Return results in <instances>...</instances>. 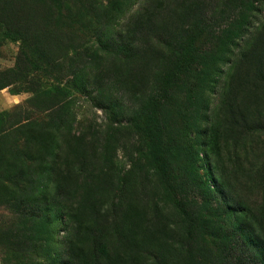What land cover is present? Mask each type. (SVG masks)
<instances>
[{
	"label": "trees",
	"instance_id": "16d2710c",
	"mask_svg": "<svg viewBox=\"0 0 264 264\" xmlns=\"http://www.w3.org/2000/svg\"><path fill=\"white\" fill-rule=\"evenodd\" d=\"M133 3L114 0L102 14L97 0H0V49L3 40L21 42L15 67L0 73V91L54 77L63 61L78 59L69 76L77 89L97 92L111 122L94 152L71 135L70 113L59 106L49 116L56 131L50 158L37 148V169L30 165L37 140L26 132L19 138V129L1 135L0 191L11 192L0 203L27 218L10 239L33 251L44 244L47 264H264V202L251 197L257 190L264 200V161L241 168L264 109V0H223L221 7L153 0L118 33ZM107 59L142 69L113 80L96 75L87 86V68L98 74ZM117 82L125 106L112 98ZM222 132L234 133V155L223 154ZM121 149L130 155L126 172L116 164Z\"/></svg>",
	"mask_w": 264,
	"mask_h": 264
},
{
	"label": "rangeland",
	"instance_id": "374dc122",
	"mask_svg": "<svg viewBox=\"0 0 264 264\" xmlns=\"http://www.w3.org/2000/svg\"><path fill=\"white\" fill-rule=\"evenodd\" d=\"M202 1L206 2L208 0ZM209 1L213 4H217V6L220 5V7L223 2V0ZM97 2L99 5V12L102 14L104 12H102L103 8L113 7L114 4V0H97ZM152 2L153 0H135V3H133L132 7L127 10V13L119 18V25L117 26L119 31L118 33H121L124 30L127 22L133 15L137 17L141 14H145ZM258 19L263 20L264 22V11ZM82 38L86 40L88 39L87 32L83 33ZM113 40L116 41L118 38L114 39L113 36ZM20 50L21 42L10 39L3 40V44L0 49V73L15 67ZM79 63L80 60L78 59L73 60L72 64L67 61H63L62 64L58 66V69H55L58 74L54 77L48 76L46 78H42L39 75L32 76L18 84H15L13 87L0 91V137L5 132L8 133L10 131H18L19 129L24 131L22 134L19 133V138L27 135L31 136L34 140H37L38 146L30 152V156L33 158L30 165L33 164L36 169L38 165L36 164L37 162L34 161L37 155L35 156L34 152L37 148H41V158H50L52 144L49 142H51V138L56 135V131L49 128V116L52 114L55 115L56 112L60 114L61 111H58L59 106L65 107L66 112L70 113V118L73 124L71 135H74L75 137L83 136L84 144L94 152L97 151V141L105 135V132L109 127L108 124L111 123L109 122V112H107L108 110L104 108L106 105H100L99 102L94 100V98L98 96L97 92H94L92 87H89L87 91L77 89L73 83L74 79L69 76V74H73L74 68H78L77 66ZM141 66L142 65L136 61L132 62V64L117 63L113 65L111 60H104L98 68V74L91 71L90 67L87 68L88 75L90 73L87 86L90 84L89 80L92 83L96 75L99 76L98 80L100 79V81L105 78L106 80L124 78L128 70L135 71L137 68L142 69ZM220 66L224 68L226 63H222ZM117 75L118 77H116ZM121 88V83L118 82L112 87V98L114 103L117 102L118 105L125 106L129 103V98L126 94L121 92ZM60 90L64 91L62 95L63 97H56L55 94L61 92ZM57 100L61 103L57 104ZM217 104L218 102L213 100L211 106L215 109ZM262 112L263 115L256 118L257 121H260L255 122V126L259 128V132L254 134L252 138H249L248 142V146L250 148L249 151H252L253 153L249 154L244 166H241L242 169H254L256 164L264 161V109ZM211 114H214V112L212 111ZM28 118H33V120L29 121ZM121 118H123V116H121ZM121 120L123 121L122 124L126 125L128 118L124 117ZM34 121H36L38 125L36 128L30 127V124ZM177 125L179 129L185 127L184 122L181 120L177 122ZM25 132L26 134L24 135ZM65 133L66 132L63 134L65 135ZM117 135L118 136L116 138H122L121 146L125 148V145L127 144L124 142V136L119 137L118 133ZM233 136L234 133L231 135L224 134L223 132L221 133L219 144L223 154H227L230 150L234 155L231 140ZM67 139H70V137L60 138L59 140L61 141V144H63ZM177 140L178 142L181 141L179 138H177ZM223 141H227L226 144H224ZM180 146H185V144L182 143ZM94 147L95 150L93 149ZM200 149L201 147L198 149V156L203 159L204 153L200 151ZM245 151L246 149L244 150L241 143L237 145L238 154L245 156ZM64 152L66 153L67 151ZM128 156L130 155H127L123 149L118 150V153L116 154L118 171L126 172L130 170L131 165ZM199 164L202 166L201 162H199ZM202 164L206 165V169L208 166L207 161ZM2 167L3 155L0 148V168ZM3 169L4 168H2V170ZM10 192L11 191L3 188L0 191V197L7 196ZM251 197L255 200V204L259 206L262 202H264L261 193L257 190L251 195ZM7 204L8 201L6 204L0 203V264H47L48 261H43L44 258H47L44 244L41 245V248L40 245H38L41 250L36 249L33 251L31 244H14L10 239L13 236L10 231H13L14 233L24 227V221L27 220V218L23 216L20 217V211L18 215L15 209ZM16 204L17 203H14L12 206L17 209ZM58 226V231L60 232L56 239L58 243L57 245L60 248L61 243L65 245V237L68 232V226L66 225V221H64V224ZM51 249L52 246L47 248V250Z\"/></svg>",
	"mask_w": 264,
	"mask_h": 264
}]
</instances>
